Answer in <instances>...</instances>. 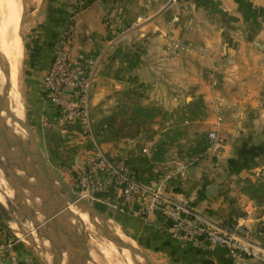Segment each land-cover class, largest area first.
<instances>
[{"label":"crops","instance_id":"crops-1","mask_svg":"<svg viewBox=\"0 0 264 264\" xmlns=\"http://www.w3.org/2000/svg\"><path fill=\"white\" fill-rule=\"evenodd\" d=\"M163 1L43 0L46 21L33 39L37 51L28 59L24 79L25 107L42 130L43 157L59 165L53 143L59 141L64 150L69 142L74 145L72 163L78 171L84 164L74 122L61 105L44 102L39 91L51 36L63 12L74 9L72 54L98 57L90 105L106 118L103 131L116 129L123 136L126 122L134 119L132 107L149 108V120L157 124L164 110L166 121L180 126L205 119L208 110L214 115L208 130L214 128L221 138L219 151L205 148L191 160L152 158L144 162L145 169L166 171L148 178L133 172L135 178L148 186L158 184L207 221L236 222L264 246V0H177L169 8H163ZM190 90L198 96L193 118L186 102ZM70 99L66 92L61 101ZM154 127L150 136L158 134V125ZM143 132L139 126L134 134L142 137ZM95 202L150 252L151 264H264L257 255L179 241L158 217L141 216L140 199L131 203L137 213L118 207L121 198L115 190L99 194ZM18 251L25 263L41 264L23 244Z\"/></svg>","mask_w":264,"mask_h":264},{"label":"rangeland","instance_id":"rangeland-1","mask_svg":"<svg viewBox=\"0 0 264 264\" xmlns=\"http://www.w3.org/2000/svg\"><path fill=\"white\" fill-rule=\"evenodd\" d=\"M42 2L43 0H20L18 32L22 42V54L16 75V85L19 101L23 104L22 118L25 121L24 126L29 131L31 138L22 128L11 125L5 120L0 121V126L2 131H4L2 139L7 143L5 146L0 145L2 147L0 149V238L3 235L13 237L18 244H23L25 248L29 249L31 254L33 252L32 259H38L41 264H90L86 247L88 244H84L75 233L74 220L64 206L67 201L82 202L81 204L83 205V202L86 201L85 199L78 198V200H74L73 198V196L76 197L73 192L74 180L80 172L71 161L73 154L70 151L74 145L67 142L64 145V150H59V141L56 142V146L53 143V149L60 158L61 163L58 165L57 162H54L53 166L46 162L43 157L42 130L29 119L25 107V66L29 62L33 39L36 38L39 30L41 31L47 16L45 13L42 18ZM141 92L145 93V90ZM188 94L190 97H187L186 101L188 102L187 110L189 109L191 112L190 116L193 118L194 115L198 114V105L194 102V99H197L198 96L191 90ZM0 95H2L1 92ZM179 97L182 99V96ZM91 108L93 107L91 106ZM131 109L135 112L132 115L134 119L126 122L123 136H119V132L116 129L109 132L103 131L102 128L107 120L102 113L97 114L98 111L101 112V109L98 111H95V108L94 110L92 109V125L96 140L104 152L111 157L123 159L127 167L132 172H137L139 177L148 178L151 173L166 171V169H145L143 167L144 162L149 159L154 158L159 161L165 159L176 161L195 159L201 156V152L208 144L206 140L208 124L214 116L210 110L206 112L205 119H191L184 123V126H180L178 121H166L165 110L157 124V122L154 123L149 120V108L139 106ZM176 113L178 114V111ZM156 124L158 125V134L150 136L151 132L155 131L156 128L154 126L157 127ZM74 125L79 132L78 125L76 123ZM171 125L174 127H170ZM139 126H142L144 131L142 137L134 134L138 131ZM21 135L25 136V141L20 140ZM128 138L131 139L130 145L125 144ZM8 141L19 145L25 143L27 150L33 149L35 143L40 156L52 167L60 183L57 181L54 188L48 187L47 189L45 181L41 180V182H38V179L35 178L37 177V172L32 164L22 155H19L16 150L12 149L13 147L8 144ZM87 142L82 137V141L77 143L79 149L82 146L80 150L84 152V160L88 148ZM7 155L14 160L7 158ZM18 162L25 166V169L20 167L17 164ZM1 167L7 169L11 176H7ZM42 187L53 193L55 212L51 210L48 204L42 202V196H44L43 193L45 192ZM57 197L62 198V201L56 202L55 198ZM86 202L89 203V206H85L86 211L91 213L85 212L81 214L91 217L95 226L112 245L111 250L117 251V248L122 251L123 249L131 250L134 252L132 254L136 256L135 264H151L150 252L143 249L140 242L135 240L125 227L112 219L103 206L99 207L94 200ZM70 206L82 208L78 205ZM80 219L79 215L78 221L82 223ZM84 228L76 224L78 232L84 230ZM116 255L118 257V253ZM119 256L124 260L125 255L123 252ZM96 264L105 263L99 257Z\"/></svg>","mask_w":264,"mask_h":264},{"label":"built area","instance_id":"built-area-1","mask_svg":"<svg viewBox=\"0 0 264 264\" xmlns=\"http://www.w3.org/2000/svg\"><path fill=\"white\" fill-rule=\"evenodd\" d=\"M163 2V8H169L176 6L177 0ZM74 14V9L63 12V19L51 41L48 62L41 72L39 91L44 102L61 105V112L78 125L81 136L88 141L83 167L73 184L76 197L95 201L99 194L115 190L121 198L118 207L137 213L136 210L133 211L131 203L140 199L141 216L158 217L163 228L181 242L218 245L236 254L257 255L264 261V246L253 242L247 236L245 228L236 222L203 219L160 189L158 184L148 186L137 180L123 159L107 155L100 147L92 125L90 105L98 57L79 59L73 56ZM175 15H171L170 21L175 19ZM209 76L211 83H214L211 73ZM66 92L71 99L63 102L61 100ZM206 140L207 149L216 152L222 148L223 142L214 128L207 130ZM19 246L13 237L3 235L0 238V264H27L20 257Z\"/></svg>","mask_w":264,"mask_h":264},{"label":"bare ground","instance_id":"bare-ground-1","mask_svg":"<svg viewBox=\"0 0 264 264\" xmlns=\"http://www.w3.org/2000/svg\"><path fill=\"white\" fill-rule=\"evenodd\" d=\"M20 4V0H0V92L10 111L24 123L25 121L22 118L24 110L19 101V94L16 85V75L22 54V42L18 32ZM11 130L14 129L11 128ZM20 140L25 141V136L21 135ZM70 205H78L82 208ZM64 206L74 220L75 233L84 244H88L86 247L90 264H96L97 258L99 257H101L105 264H135L136 256L132 254L134 253L133 251L125 249L122 251L118 248L117 251L111 250L112 245L95 226L91 217L89 216V218L86 214H81L85 212L88 213L84 205L67 201ZM79 215L82 223L78 221ZM76 224L85 227L84 230L78 232L76 230ZM122 252L125 255L124 260L119 256ZM116 253H118V257Z\"/></svg>","mask_w":264,"mask_h":264},{"label":"water","instance_id":"water-1","mask_svg":"<svg viewBox=\"0 0 264 264\" xmlns=\"http://www.w3.org/2000/svg\"><path fill=\"white\" fill-rule=\"evenodd\" d=\"M5 120L7 123L11 124V125H16L17 127L22 128L26 134L31 138L29 131L27 130V128L24 126L23 121H21L20 119H18L16 116H14V114L10 111L9 107L7 106L6 101L4 100V97L2 95H0V121ZM4 131H2V128L0 126V145L1 146H5L7 145V143L2 139V135H3ZM18 138V137H17ZM9 145H12V149L16 150V152L19 153V155H22L24 158H26V160H29V162L32 164L33 168L35 169V171L37 172V177H35L36 179H38V182L45 181V187L48 189V187H52L54 188L56 185V182L58 181L60 183V180L58 179L56 173L54 172V170L52 169V167L47 164L44 159L40 156L37 146L34 143V148L33 149H29L27 150V146L25 143H21V145H19L18 143H12L10 141H8ZM19 145V146H18ZM0 146V149L2 148ZM7 158H10V160H14L12 157H10L9 155L6 156ZM20 167H22L23 169H25L23 165H21L19 162L17 163ZM3 172L7 175V176H11L10 172L1 167ZM64 188L65 186L62 185ZM42 189L45 191L43 194L44 196H42V202H44L45 204H48L51 208V210L53 212H55V203H53V193H51V191H47V189H44V187H42ZM74 200H78L77 197L73 196ZM48 200V201H47ZM56 202L62 201V198L57 197L55 198ZM80 203V205H83ZM84 206H89L88 202H83Z\"/></svg>","mask_w":264,"mask_h":264},{"label":"trees","instance_id":"trees-1","mask_svg":"<svg viewBox=\"0 0 264 264\" xmlns=\"http://www.w3.org/2000/svg\"><path fill=\"white\" fill-rule=\"evenodd\" d=\"M54 35V33H53ZM53 35L51 36V41L53 39ZM51 41H50V45H51ZM36 43H35V40L32 42V45H31V48H30V53H29V56H34L36 54V51H37V48H36Z\"/></svg>","mask_w":264,"mask_h":264}]
</instances>
